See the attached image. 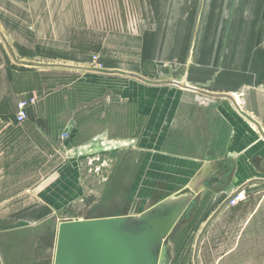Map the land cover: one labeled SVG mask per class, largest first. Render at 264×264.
I'll return each mask as SVG.
<instances>
[{
	"label": "crops",
	"instance_id": "0c3cea01",
	"mask_svg": "<svg viewBox=\"0 0 264 264\" xmlns=\"http://www.w3.org/2000/svg\"><path fill=\"white\" fill-rule=\"evenodd\" d=\"M141 2L135 27L103 37L100 68L71 52L73 0H0V119L14 122L18 101L32 96L17 89V67L67 70L90 84L104 73L127 78L117 94L88 104L87 121L66 119L53 178L27 190L17 213H0V264H53L64 220H158L182 203L174 233L197 196L207 194L205 212H217L234 190L264 182V0ZM41 114L26 110L48 138ZM91 180L121 189L120 212L61 218L80 205L95 210ZM8 203L0 212L17 210Z\"/></svg>",
	"mask_w": 264,
	"mask_h": 264
},
{
	"label": "rangeland",
	"instance_id": "374dc122",
	"mask_svg": "<svg viewBox=\"0 0 264 264\" xmlns=\"http://www.w3.org/2000/svg\"><path fill=\"white\" fill-rule=\"evenodd\" d=\"M73 8L71 52L90 56L92 63L100 68L103 67L100 56L94 52L101 49L105 34L135 27L143 13L141 0H73ZM93 56H97L96 63ZM17 69V89L32 92L35 108L45 117L52 132L48 138L42 136L26 117L21 124L14 123L15 118L14 122L10 118L0 119V201H8L17 208L1 214L17 213L30 201L27 190L53 178L64 161L61 139L67 136V127L63 126L66 119L75 118L79 124L83 119L87 121L88 117L84 116L88 114L89 103L91 108L98 106V98L106 91L117 94L127 82V78L112 73L98 75L90 84L77 81L79 77L67 70L45 71L22 66ZM94 121H100L99 117L91 120ZM89 184L88 195L100 201L94 205L95 210L81 211L80 205L72 211L58 212L61 218L120 212L121 189L115 195L95 180ZM243 191L242 200L234 205L224 204L217 212V209L205 212L207 194L197 196L167 240L170 251L166 264H264V182L251 183ZM226 195L227 191L223 193ZM204 227L195 263V245Z\"/></svg>",
	"mask_w": 264,
	"mask_h": 264
},
{
	"label": "water",
	"instance_id": "95a60500",
	"mask_svg": "<svg viewBox=\"0 0 264 264\" xmlns=\"http://www.w3.org/2000/svg\"><path fill=\"white\" fill-rule=\"evenodd\" d=\"M129 75L143 79L133 73ZM172 83L181 85L178 81ZM183 206L175 205L165 218L158 220L122 216L61 221L53 264H166L170 251L167 240ZM204 229L196 241L195 263Z\"/></svg>",
	"mask_w": 264,
	"mask_h": 264
},
{
	"label": "built area",
	"instance_id": "2783aa9c",
	"mask_svg": "<svg viewBox=\"0 0 264 264\" xmlns=\"http://www.w3.org/2000/svg\"><path fill=\"white\" fill-rule=\"evenodd\" d=\"M97 56H93L92 59L96 63ZM35 104V99L32 96H27L22 98L17 103V111L15 113V123L19 124L22 121H24L26 117V110L29 106H32ZM244 197V191L243 189L234 190L225 200V205H234L238 201L242 200Z\"/></svg>",
	"mask_w": 264,
	"mask_h": 264
}]
</instances>
